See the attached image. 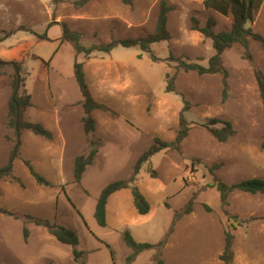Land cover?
Returning <instances> with one entry per match:
<instances>
[{
	"label": "rangeland",
	"instance_id": "rangeland-1",
	"mask_svg": "<svg viewBox=\"0 0 264 264\" xmlns=\"http://www.w3.org/2000/svg\"><path fill=\"white\" fill-rule=\"evenodd\" d=\"M78 1L0 0V62L9 63L0 66V170L11 161L17 143L8 116L15 90L13 64L20 67L18 93L31 96L23 119L53 135L46 140L20 131L12 173L0 174V207L10 212L0 213V264H155L157 258L167 264H224L219 257L226 232L234 235L231 264H264V196L234 192L223 206L213 186L216 179L227 185L264 179V108L255 77V69L264 73L259 43L250 39L252 60L241 46L222 54L229 73L223 101L222 75L185 72L177 59L207 67L214 54L212 41L192 29V19L203 27L213 18L220 32L230 30L229 18L207 9L202 0H168L173 6L168 16L171 39L153 44L152 53L117 46L87 56L77 54L71 42L62 43L61 24L80 33L86 48L145 37L155 31L160 0H88L84 6ZM247 27L264 35V0ZM76 62L84 64L91 94L101 105L92 112L94 136L101 145L80 182L74 179V162L90 148ZM168 73L176 75L174 92H167ZM184 108L190 130L180 149L152 156L135 182L150 203L149 214L139 215L131 189H124L109 198L107 226H99L94 214L102 190L129 180L156 137L174 141ZM213 118L231 122L235 132L227 142H218L203 126ZM24 160L49 187L36 182ZM190 202L192 212L178 221L162 248L128 262L132 249L124 232L139 243L158 245L175 213ZM28 216L74 230L83 263L74 260L71 246L59 243Z\"/></svg>",
	"mask_w": 264,
	"mask_h": 264
},
{
	"label": "trees",
	"instance_id": "trees-1",
	"mask_svg": "<svg viewBox=\"0 0 264 264\" xmlns=\"http://www.w3.org/2000/svg\"><path fill=\"white\" fill-rule=\"evenodd\" d=\"M128 1V0H127ZM204 6L207 9H212L217 13L221 14L224 17H227L231 21L230 30H223L220 32L215 31L216 20L213 18H209L206 24L203 27L199 26V22L196 19H192V29L200 32L206 38L212 41V46L214 49L213 56L209 59L208 66H202L196 63H188L183 60L177 59L179 63V68L183 69L185 72H195L200 76L203 75H214L220 74L223 77V101H226L228 97V77L229 73L224 68L222 62V54L227 50L234 46H241L245 53V58L248 60H252V55L249 51V42L250 39L259 43L260 47L264 51V35L254 32L251 28L247 27V23L253 22L256 14L262 6L263 0H202ZM88 0H79L77 5L84 6ZM173 10V6L168 3V0H160L159 4V13L156 23V28L153 34L139 37L136 39H124L118 41H112L109 44H100L94 45L90 48H86L80 42L81 35L78 32L71 31L66 24L62 25V43L65 41L71 42L76 49L77 54H85L87 56L91 55L93 52H110L117 46H123L127 48L138 47L143 52L152 53L151 46L155 43L169 41L171 39V33L168 29V16L169 13ZM11 33V32H10ZM153 60H157V58L152 54ZM173 59V58H172ZM17 70L20 71L19 65H17ZM74 72L77 84L79 86L81 95L83 97L82 105L84 109V116L82 118L84 131L89 139V152L88 154L80 155L75 159L74 162V179L76 182H80L86 168L93 164L94 159L96 158L101 142L98 138L94 136L96 129V122L92 116V112L98 108H101L93 98L87 79L84 71V64L81 62H76L74 65ZM14 85L17 83V75L14 76ZM255 77L257 80V84L260 90L263 108H264V73L255 69ZM167 92L175 91V81L176 75L167 74ZM22 81V80H21ZM15 98V102L13 98L9 102L8 116H9V125L15 128L16 125V113L18 105L20 109V119H19V128L20 131L28 130L35 134L36 136H40L46 140H52V133L44 128L39 123H32L29 121H25L23 119V112L25 109L32 106L31 96L29 94H17L13 96ZM186 108L183 109L180 116L179 129L177 131V136L174 141L166 142L161 140L160 138H155L154 143L150 146V148L145 151L140 158L138 159L135 167L134 174L129 180H117L109 183L101 192L96 208H95V219L99 226L106 227L107 226V216H106V207L108 204L109 198L124 189H131V194L133 197V204L136 208L139 215H147L151 210L150 203L146 199V197L139 190L138 186L135 184L137 181V176L140 173L142 165L150 160L152 156L155 154L165 150V149H173L179 150L180 144L182 141L188 136L190 127L189 123L184 115ZM222 125L221 128H216V125ZM210 134L221 143L227 142L234 134V129L229 121L219 120L216 118L210 119L207 123L203 125ZM261 148L264 152V135L263 141L261 144ZM12 156V155H11ZM25 166L28 168L30 174L35 178L36 182L41 186H50V183L45 179L42 175H40L32 166V164L28 160H24ZM10 166V162L7 166H5L1 170H7ZM216 167V166H215ZM0 170V171H1ZM12 170H8L6 175H10ZM154 177V176H153ZM17 179V178H14ZM18 180V179H17ZM218 191L221 199V203L223 206H228V197L230 194L234 192L247 193L252 195L262 194L264 195V179L261 178H252L242 180L233 185H227L218 179L215 180V184L213 185ZM192 202H190L185 209L180 213H175L172 225L170 227L167 236L163 241H161L158 245H153L150 243H139L137 242L129 231L124 232V240L129 248L132 249V254L128 258V262L131 263L136 260L137 256L147 250L155 249L156 247L162 248L166 242L168 237L174 232V228L178 221L185 215H188L192 212L193 206ZM208 211H211L210 207H207ZM0 213L10 214V212L2 209L0 207ZM33 223L37 226H41L48 230V232L61 244L68 245L72 247V253L74 260L78 263H83L81 260L83 257V252L78 249L80 240L77 233L65 226L57 225L49 220L35 218L32 216H28ZM235 219H237L235 217ZM28 230L25 229V239H28ZM233 244H234V235L230 232L225 233V246L222 254L219 259L224 264H231L234 252H233ZM155 264H167L163 259L157 258L155 260Z\"/></svg>",
	"mask_w": 264,
	"mask_h": 264
},
{
	"label": "water",
	"instance_id": "water-1",
	"mask_svg": "<svg viewBox=\"0 0 264 264\" xmlns=\"http://www.w3.org/2000/svg\"><path fill=\"white\" fill-rule=\"evenodd\" d=\"M9 63L7 62H0V66L2 65H8ZM13 66L15 67V71H16V75H17V83H16V86H15V90H14V96H16L19 92V88H20V75H19V72L17 70V67L13 64ZM13 101L15 102V98L13 97ZM16 108H17V113H16V125H15V129H16V134H17V143L14 147V150H13V153H12V156H11V161H10V166L7 170H3V171H0V174H3V173H6L8 170L12 169V166H13V162L17 156V153H18V149H19V145H20V128H19V119H20V109L18 107V105H16Z\"/></svg>",
	"mask_w": 264,
	"mask_h": 264
},
{
	"label": "crops",
	"instance_id": "crops-1",
	"mask_svg": "<svg viewBox=\"0 0 264 264\" xmlns=\"http://www.w3.org/2000/svg\"><path fill=\"white\" fill-rule=\"evenodd\" d=\"M260 195H262V194H260ZM264 196V195H263Z\"/></svg>",
	"mask_w": 264,
	"mask_h": 264
}]
</instances>
